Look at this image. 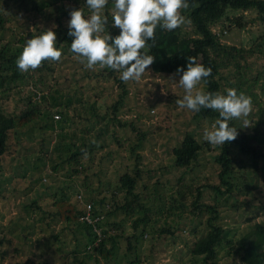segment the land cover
I'll return each instance as SVG.
<instances>
[{"label": "rangeland", "instance_id": "374dc122", "mask_svg": "<svg viewBox=\"0 0 264 264\" xmlns=\"http://www.w3.org/2000/svg\"><path fill=\"white\" fill-rule=\"evenodd\" d=\"M36 2L45 3L42 12L35 11ZM73 6L76 10L82 8L86 17L89 15L86 0H0V12L6 20L5 30L0 31V42L17 48L21 46V36L53 29L62 12ZM113 7L114 3L109 7L111 12ZM183 14L186 23L181 28L190 31L188 10ZM62 20L68 23L70 18ZM239 20L243 26H239ZM212 28L220 33L223 43L256 47V54L247 62L242 61L243 77L249 81L241 82V87L256 93L251 99L250 128L261 121L260 109H264V44L261 50L257 49L263 23L255 8L228 10ZM54 66L56 71L46 77L43 87L47 93L53 86L51 95L35 96L34 85L28 84L29 80L6 84L8 96L0 94V107L7 112H20L28 105V97H32L37 101L34 104L41 109L49 107L54 116L56 113L61 115L59 119L54 117L51 120L54 127L50 125V129L40 127L45 122L43 119L40 124L32 122L19 133L11 134L9 149L0 157V264H23L28 259L35 264H81L80 261L82 264H129L135 259L137 261L133 264H204L203 259L191 253V248L195 240L207 234L210 214L205 210L194 213L191 206L184 210L172 207L171 198L183 199L177 192L180 177L181 185L184 183L183 201L186 204L191 203L198 186L218 183L220 164L216 158L222 149L211 144V147L206 146L196 169L185 172L174 167L173 148L181 144L188 132L200 142H206L203 131L211 128L215 121L195 117L194 112L175 105L176 97L182 99L184 95L177 83L179 75L174 77L176 82L170 79L173 74L153 72L149 67L139 81L127 82L129 94L118 116L124 120L134 119L140 129L148 133L146 139L139 142L142 136L138 132L123 129L111 120L114 114L110 107L121 92L114 76L109 77L98 66L95 70L87 69L72 52H67ZM100 72L101 75L95 76ZM223 73L229 77V82L227 79L222 81L220 93L226 94L229 88L237 90V86L230 85L236 78V68H225ZM200 88L205 90L204 83ZM2 89L0 86V92ZM170 102L172 105H168ZM85 128H89V132H85ZM115 135L126 142V148L119 147ZM134 144L139 145L135 153L140 154L139 163L143 169V179L136 192L142 193L141 202L150 211L147 213L146 208L137 207L132 214L120 210L106 218L105 224L118 245L115 256L107 260L93 246L88 248L89 236L83 234L81 228L54 216V202L61 197L62 189L70 201L82 192L89 200L90 197L106 195L108 202L115 193L118 201L125 202V192L118 191L117 185L120 175L133 169L137 163L136 155L128 151ZM91 146L94 150L90 154L88 149ZM74 151L83 152L79 156L83 166L79 172L73 171V162L68 160ZM238 155L243 160L240 173L246 179L241 181L242 178H238L236 183L241 187L245 185L243 193L234 186L233 192L216 196V192L207 187L203 189L202 198L209 204L218 200V223L235 241L251 233L255 222L264 223V207L260 206V203L264 204V159ZM155 186L159 189L154 190ZM89 188L97 191L89 193ZM249 217L253 220L249 221ZM135 221L139 223L138 228L134 226ZM170 225L178 228L175 236L160 231ZM133 234H138L139 242L134 250H127V254L128 241L124 236ZM110 245L109 241L107 246ZM228 249L226 242L219 247L218 257L222 264H232L234 260L236 264H244L239 255L228 254Z\"/></svg>", "mask_w": 264, "mask_h": 264}, {"label": "trees", "instance_id": "16d2710c", "mask_svg": "<svg viewBox=\"0 0 264 264\" xmlns=\"http://www.w3.org/2000/svg\"><path fill=\"white\" fill-rule=\"evenodd\" d=\"M113 3L114 0H109L107 6L111 7ZM189 3L191 5V10L188 9L189 15L187 16L191 30L183 31L181 26L172 31L157 27L155 30V41L148 42L151 47L141 50L149 55H153L155 58L153 64L149 67L153 72L174 74L178 67H183L184 70H186L187 57H195L197 62L202 63L206 68H211L212 70L211 75L207 78V82L204 83V91L212 93L221 92L223 88L222 81L227 79V82H229V77L223 73V70L225 68L233 67L236 68V78L234 81L230 82V85L237 86L238 93L242 90L246 95H250L249 97H251V99L255 98L256 93L247 92L248 89L243 90L241 82H244V80L249 81L243 77L242 61L247 62L250 57L254 56L256 54V47L246 48L223 43L220 38V33H216L212 26L218 23L228 10L248 11L255 8L257 9L260 20L263 23V33L259 36L261 43L257 46V49L261 50L264 44V0H189ZM45 7V3L36 2L35 11L42 12ZM109 7L106 8L104 14L108 18L106 30H108L111 36L115 37L120 34V29L112 27V12ZM74 9H76L75 6L64 10L62 15L57 18V26L51 29L56 33V46L62 51L61 59L67 54V52H71L70 45L74 39L68 35V23H64L62 19L64 17L71 18L70 12ZM227 18L229 19V16ZM5 22L6 20L2 17L0 12V31L5 30ZM238 22L239 26H243L241 20ZM41 33L42 32H28L21 36L19 38L21 46L17 48L11 46L10 43L0 42V86L3 88L0 94H2V96H8L6 84L9 85L21 80H29L28 84L34 85L35 96L39 95L40 98H44L45 96L51 95L50 89L54 87L50 86L47 93H44L43 87L46 77L56 71L54 66L56 61H44L40 68L34 71L30 70L27 73L20 72L16 65V60L22 53L26 41L34 36L40 35ZM103 71H106L109 77L114 76L115 81L121 89L118 99L110 107V110L113 111L114 114L111 117V120L118 123L123 129L129 128L133 133L138 132V134L142 136L139 138V142H141L143 139H146L148 133L142 131L139 124H137L134 119L124 120L118 117L120 109L124 106L126 97L129 94L127 82L122 81L120 75H118V72L115 70L106 67ZM37 73L39 76H35ZM43 73L45 74L43 75ZM101 74L102 72L95 76ZM85 76L89 75L86 74ZM176 98L178 99L179 97L177 96ZM177 99H175V105ZM35 102L37 101H34L32 97H28V105L20 112H7L0 107V157L5 155L9 149V139L11 134L19 133L22 128L30 123L34 122L40 124L41 120L44 119L45 122L40 125L41 128L50 129V125L54 127L51 123V120L54 119L52 110H50L49 107L41 109L34 104ZM169 104L172 105V102L168 103V105ZM260 111V117L262 118L261 121L256 122L255 125H252L250 128H244L239 120H233L230 122V126L237 128L238 136L234 141L227 142L225 145L221 146L222 152L216 158L217 162L220 164L218 183H207L198 186L197 193L193 197V200L190 204H186L183 201L185 196V190L182 189L184 183L181 185L182 177H180L178 180L179 189L177 192L183 199L175 198V196L171 198L172 207H181V209L184 210V208L191 206V210L194 213L205 210L210 214L208 217L209 230L207 234L195 240L191 248V253L194 256L203 259L204 264H222L218 254L219 247L223 242H226L229 245L227 253L233 256L239 255L244 264H264V223L255 222L251 233H248L235 241L233 237L229 238L227 236V229L218 223L220 217V209L217 205L218 200L213 204L206 203L202 200L203 189L207 187L212 188L216 192V196L233 192L234 186L239 188L240 192L243 193V190L246 188L245 185L241 187L239 183H236L238 178H242L241 181L246 179L245 176L240 173V170L243 169L240 162L243 160L238 153L251 156L256 160L264 159V109L261 108ZM60 112L62 113V111ZM108 114L109 112L107 115ZM97 116L100 117L101 115L98 113ZM194 116H201L211 121H215L219 118L217 112L207 108H201L199 112L194 113ZM86 118H89L88 115H86ZM102 120L105 121V118ZM89 130V128H85V132H89ZM115 140L119 147H127L125 146L126 142H124L121 137L115 135ZM126 141H131V138H126ZM206 146L211 147L208 142L202 143L193 133L188 132L181 144L173 148L174 167L184 169L185 172L196 169L201 154L205 151ZM138 147V144H134L128 149V151H132V155H136L137 163L133 169H127L124 174L120 175L117 185L118 191L125 192V202L118 201L116 199L117 194L115 193H113L111 201L108 202L109 198L106 195L102 198L99 196L90 197L89 200L87 199L88 196L85 198L82 192H78L75 195V200L70 201L64 189H62L61 197L57 198L54 202V205L56 206L54 216H59V219L62 222L73 224L78 228H81L83 234L89 236V245L87 244L88 248L89 246H91V248L93 246L95 249L99 250L102 256L107 260L109 257L115 256L116 253L114 252L118 245L117 241L114 240V236L110 235L109 229L105 224L106 218L120 210L128 215L132 214L137 207L146 208L147 213L150 211V208L145 203L141 202L142 193L136 192L137 185L140 180L143 179V169L140 167L139 163L140 154L135 153V150ZM88 150L91 154L94 150V146H91ZM82 153V151H74L68 158L69 162H73L72 165L75 167L73 169L74 172H79L80 168L83 167L79 157ZM162 185L165 187V183H162ZM158 189V187H154V190ZM88 191L89 193H92V191L97 190L89 188ZM86 202L92 203V220L99 218L95 223L94 221L90 222L82 218L86 214V208L84 206ZM177 202H179V204H177ZM244 204L246 203L244 202ZM235 205L236 207H239L238 204ZM260 206L264 207V204L260 203ZM180 215L182 217V212H180ZM248 220L252 221L253 218L249 217ZM138 224V221H135V228H138ZM94 226H98L102 230V236L96 244H94V242L99 236L95 231ZM177 229L176 226L170 225L163 227L160 231L175 236ZM57 236L58 235H56V237ZM120 237L122 236L120 235ZM124 238L128 241V244L126 245V253L134 250L137 246V242H139V240H137L138 234L124 236ZM109 241L111 243L110 247L107 246ZM87 256L90 255L87 254ZM136 261L137 259L131 260L129 264H133ZM80 263L82 264L83 261H80ZM23 264L35 263L28 259ZM232 264H236L235 260Z\"/></svg>", "mask_w": 264, "mask_h": 264}, {"label": "clouds", "instance_id": "9594fccd", "mask_svg": "<svg viewBox=\"0 0 264 264\" xmlns=\"http://www.w3.org/2000/svg\"><path fill=\"white\" fill-rule=\"evenodd\" d=\"M108 2L86 0L87 17L82 8L70 12L68 35L74 38L70 51L89 70L107 67L119 72L124 82L139 81L155 59L141 50L151 47L148 42L155 41L157 27L172 31L184 25L183 12L191 5L189 0H114L112 27L119 28L120 34L113 37L106 30L108 18L104 9ZM56 40V33L51 29L28 39L16 60L18 70L27 73L40 68L44 61H60L62 51L56 46ZM186 60V70L178 67L170 78L175 80L179 75L178 82L175 81L184 90L183 98L176 100V104L194 113L207 108L219 114L211 128L204 129V141L214 147L234 141L238 132L230 122L241 120L243 127H249L248 117L253 110L251 97L232 88L226 94L203 91L200 85L207 82L211 68L192 56Z\"/></svg>", "mask_w": 264, "mask_h": 264}, {"label": "built area", "instance_id": "2783aa9c", "mask_svg": "<svg viewBox=\"0 0 264 264\" xmlns=\"http://www.w3.org/2000/svg\"><path fill=\"white\" fill-rule=\"evenodd\" d=\"M54 117H55V119H59L61 117V115L59 113H56ZM84 206L86 208V214L82 218L85 219V220H88L90 222L94 221V223H95L99 218H95V219L92 220V217H91L92 208H93L92 207V203L86 202L84 204ZM94 229H95V231L97 232V234L99 236V238L94 242V244H96V243H98V241L100 240V237L102 236V230L98 226H94ZM89 248H91V246H89Z\"/></svg>", "mask_w": 264, "mask_h": 264}]
</instances>
